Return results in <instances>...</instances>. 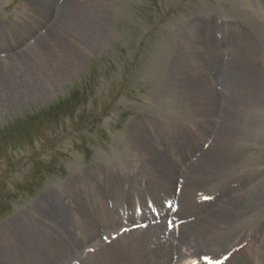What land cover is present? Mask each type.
<instances>
[{
  "label": "bare ground",
  "instance_id": "6f19581e",
  "mask_svg": "<svg viewBox=\"0 0 264 264\" xmlns=\"http://www.w3.org/2000/svg\"><path fill=\"white\" fill-rule=\"evenodd\" d=\"M114 1L110 0L113 6L110 5L108 10L103 9L118 18L120 14L114 7ZM260 1L264 4V0ZM52 2L20 0L7 20H0V45L5 39L4 26L8 34L7 43L0 55H9L0 57V117L1 111L12 101L45 98L53 90L54 84H62L81 69L87 53L96 52L103 45L99 38L110 37L112 34L110 18H106L107 23L104 25L92 19L97 0H72L67 9L60 11L62 14L48 33L41 36L36 32L34 38L29 37L37 28L35 24L38 23L42 29L48 14H52L53 8L48 11ZM235 2L245 9L250 0ZM11 3L15 2L2 0L1 6L10 7ZM88 4L91 7L85 9ZM3 11L6 13V9ZM251 13L257 22L245 20L236 23V26L230 24L226 31L219 28L218 20L215 24L222 36L243 35L237 32L248 22L264 38V11L257 8ZM66 17L70 20H66ZM239 17L243 20L249 18L245 15ZM72 19L77 24L71 30L65 32L66 24L58 27L62 20L70 23ZM193 36L199 43H209L196 33ZM31 39L35 43L29 45ZM185 40L177 43V50L168 69V72L173 69L178 88L167 85L162 88V93L171 92L182 99L189 111L186 117L183 114L180 117L190 118V122L172 117L162 123L154 117V113L148 111L129 124L132 139L128 138L125 142L127 156L115 154L117 157L113 162L106 165L98 163L91 167L94 171L91 168L83 170L82 175L75 174L67 179L64 194L59 201L65 210L63 232L69 236L68 242L73 251L65 264L75 261L95 264L102 253L113 264H171L173 251H177V254L181 245L187 247L193 244L197 250L216 247L212 252L218 254L240 242H246V245L231 256L228 264H264V211L255 210L264 199V102H257L256 106L250 108L251 103L246 104V96L231 98L242 85H258L259 82L251 73H247L239 77L227 93L219 94L213 83L212 68L200 69L195 62H184L185 57L191 56L186 46L178 52ZM261 45L264 49L263 39ZM218 49L222 55L215 56L214 72L217 76V90H220L221 78L217 70H220L221 77L230 71V61L234 55L233 50L231 52L225 46ZM182 54L184 57H181ZM251 54L255 55L254 52ZM199 56L202 61L205 60L203 55ZM262 70L264 74V64ZM163 99H157L155 105H163ZM246 116L248 120L243 125ZM177 120L180 123L176 127L172 126ZM218 121L220 124L217 132L215 126ZM240 128L244 132L240 131L241 136L230 142ZM138 130L143 131L145 140ZM209 130L211 132L208 134ZM215 133H219L221 139L217 140ZM208 140L210 144L204 150L203 144ZM130 144L133 154L129 149ZM232 146H235L234 150ZM192 158H195L194 162ZM226 162V166L221 168ZM177 179H184L179 196L182 218H194L192 223L181 228L178 238L169 235L165 241H161L162 228L153 227L141 233L130 232L109 245L96 247L99 245L101 229L108 233L121 226L117 211L121 205L133 206L145 197L159 200L161 194L164 198L171 197ZM200 191L219 193L215 204L197 205L195 198ZM79 216H84L87 222H79ZM41 225L52 233L61 227L59 223L54 226ZM94 247V253L83 257L85 249Z\"/></svg>",
  "mask_w": 264,
  "mask_h": 264
},
{
  "label": "rangeland",
  "instance_id": "374dc122",
  "mask_svg": "<svg viewBox=\"0 0 264 264\" xmlns=\"http://www.w3.org/2000/svg\"><path fill=\"white\" fill-rule=\"evenodd\" d=\"M12 1L17 4L11 7L4 5L6 13L2 12V19L6 17L7 20L10 12L20 3V0ZM71 1L63 0L59 5L57 0H53L48 6V11L51 8L53 11L42 25V29L47 28L46 33L53 28ZM235 1L116 0L114 7L120 14L116 18L103 9L108 10L110 5L113 6L110 0H97L92 19L104 25L106 18H110V37L99 38L103 45L96 52L87 53L81 69L62 84H54L53 90L45 98L12 101L1 111L0 264L67 263L73 250L68 242L69 236L63 232L65 210L59 201L67 179L75 174L82 175L81 171L90 170L98 163L106 165L113 162L117 157L115 154L127 156L125 142L128 138L132 139L129 124L148 111L154 113V117L162 123L172 117L190 122V118L180 117L182 114L186 117L189 111L182 99L171 92L162 93V88L167 85L178 88L173 69L168 72L178 42L183 43L186 38L184 45L178 49L179 52L186 46L190 52L191 56L184 58L185 63L195 62L200 69H213V83L219 94L227 93L239 77L251 73L259 84H244L231 98L246 96V104L251 103L250 108L256 106L257 102H264V49L261 47V39L264 38L248 22L237 32L243 35L224 34L220 41L213 35L215 30L220 32L215 24L217 20L213 18H219V24L223 21L236 26L240 20L257 22L254 20L256 17L251 16V11L257 8L264 11V4L260 0H250L248 9ZM89 7L88 4L84 8ZM242 15L249 18L243 20L239 17ZM66 20H70L69 17ZM66 20L57 25L60 28L66 24L65 32L77 24L74 19L70 23ZM38 25L35 24L37 28L29 37L34 38L40 31L43 36L45 30ZM219 28L229 30L222 24ZM3 30L5 39L0 51L8 40L6 26ZM195 33L209 43H199L193 39ZM221 46L231 52L233 50L234 57L230 61V71L223 77L217 70L221 78V89L217 90L215 56L222 55L218 49ZM199 54L204 56V61ZM160 97H164V104L158 107L155 103ZM247 120L246 116L243 125ZM174 123L172 126L176 127L180 121ZM219 124L220 121L215 126L217 132ZM138 131L145 140L143 131ZM240 131L241 128L230 142L241 136ZM215 135L217 140L221 139L219 133ZM232 148L234 150L235 146ZM129 149L133 154L132 144ZM91 171L94 170L91 168ZM255 210L264 211V199ZM78 221L87 222L84 216H79ZM41 223L48 226L59 223L61 227L52 233ZM95 264L113 263L102 253Z\"/></svg>",
  "mask_w": 264,
  "mask_h": 264
},
{
  "label": "snow or ice",
  "instance_id": "6c2138e0",
  "mask_svg": "<svg viewBox=\"0 0 264 264\" xmlns=\"http://www.w3.org/2000/svg\"><path fill=\"white\" fill-rule=\"evenodd\" d=\"M205 260H209L207 256L204 257ZM209 264H212V262L209 260Z\"/></svg>",
  "mask_w": 264,
  "mask_h": 264
}]
</instances>
